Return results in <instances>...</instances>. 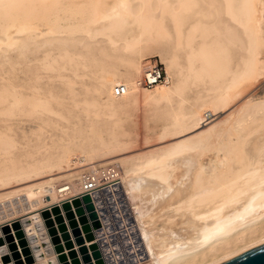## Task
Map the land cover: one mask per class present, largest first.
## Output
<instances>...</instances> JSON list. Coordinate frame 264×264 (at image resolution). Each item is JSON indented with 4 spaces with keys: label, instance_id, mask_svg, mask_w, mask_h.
<instances>
[{
    "label": "bare ground",
    "instance_id": "obj_1",
    "mask_svg": "<svg viewBox=\"0 0 264 264\" xmlns=\"http://www.w3.org/2000/svg\"><path fill=\"white\" fill-rule=\"evenodd\" d=\"M263 75L264 0H0V264H216L263 242L264 95L245 93ZM140 110L159 130L129 147ZM103 154L118 179L84 191Z\"/></svg>",
    "mask_w": 264,
    "mask_h": 264
},
{
    "label": "built area",
    "instance_id": "obj_2",
    "mask_svg": "<svg viewBox=\"0 0 264 264\" xmlns=\"http://www.w3.org/2000/svg\"><path fill=\"white\" fill-rule=\"evenodd\" d=\"M166 78L163 64L156 57L151 58L144 66L140 83L150 87L155 83L162 82ZM127 86L123 83L115 84L113 92L121 94L125 92ZM118 179V171L113 164H106L101 168H89L83 171L81 176V189L92 190ZM67 187V184L64 185Z\"/></svg>",
    "mask_w": 264,
    "mask_h": 264
},
{
    "label": "rangeland",
    "instance_id": "obj_3",
    "mask_svg": "<svg viewBox=\"0 0 264 264\" xmlns=\"http://www.w3.org/2000/svg\"><path fill=\"white\" fill-rule=\"evenodd\" d=\"M157 58H159L158 56H157ZM256 83V84H255ZM252 86H250L248 89H246V91H245V93L246 92H249L251 95H253V93H254V95L256 96V94H257V96H263L264 95V75H263V77H261L257 82H255ZM254 86V87H253ZM248 90V91H247ZM244 93V94H245ZM248 93V94H249ZM247 94V93H246ZM243 95L242 97L244 98L245 96H247V95ZM250 94L248 95V96H250ZM241 97V98H242ZM238 101H242L241 99H239ZM238 103H240V102H238ZM237 105V104H236ZM140 114H142L141 113V110H140ZM139 114V116L140 117H138L139 118V126L137 127L136 126V124H134L135 122L133 121V120H128V121H126V123H125V126H126V128L127 129H130V130H139V134H140V136H139V134L135 137V136H133L134 134H132V136L133 137H130V139L131 140H133L130 144H128L127 146H129V147H134L135 145H139V144H146V142L148 141V140H150L151 139V137L155 134V132H157L158 130H159V128H157V125L160 123V120L159 119H154V118H152L151 119V117H149L148 118V122L147 123H145L144 124V119H142V118H144V117H142L143 116V114L142 115H140ZM150 119V120H149ZM159 122V123H158ZM132 123L134 124V125H132ZM154 123V124H153ZM141 124V125H140ZM148 126V128L146 127V126ZM128 126V127H127ZM134 126V127H133ZM145 126V127H144ZM155 130V131H154ZM146 135V136H145ZM151 136V137H150ZM139 137V138H138ZM124 139V138H123ZM126 139V138H125ZM139 139V140H138ZM138 148V147H137ZM137 150V149H136ZM112 155H114V154H103V157H100V158H106V159H103V160H101L100 159V161L102 162V163H107V164H109V163H113L114 162V160L115 161H117L115 158H107V157H110V156H112ZM121 155V154H120ZM119 155V156H120ZM122 157V156H121ZM96 160V159H95ZM97 160H98V158H97ZM90 163H91V161H90ZM116 163V162H115ZM94 165H96V166H98V164H93V166ZM72 166H74L73 164H72ZM99 168H101L102 167V165L101 164H99V166H98ZM44 173H41V175L39 176V175H37L36 177H34V178H37V179H39V180H42V179H45V178H50V175L51 174H53V173H55L56 172V167H53V168H47V169H44V170H42ZM37 179H31L30 181H27V182H30V183H35L36 181H38ZM27 182H24V183H27ZM15 186H17V185H15ZM1 188H3V187H0V189Z\"/></svg>",
    "mask_w": 264,
    "mask_h": 264
},
{
    "label": "water",
    "instance_id": "obj_4",
    "mask_svg": "<svg viewBox=\"0 0 264 264\" xmlns=\"http://www.w3.org/2000/svg\"><path fill=\"white\" fill-rule=\"evenodd\" d=\"M16 228H18L17 233H19L21 237V241L23 243L26 242L25 238L23 237L22 230L20 226L15 222ZM18 235V236H19ZM11 239H13V235L10 234ZM31 239L35 240V235H31ZM11 245L14 249V255L15 257H18L20 255V251L17 250V244L12 241ZM31 258V257H29ZM216 264H264V241L260 242L254 246H251L250 248H247L243 250L242 252H239L225 260H222Z\"/></svg>",
    "mask_w": 264,
    "mask_h": 264
}]
</instances>
